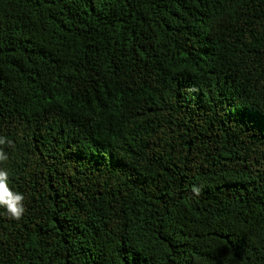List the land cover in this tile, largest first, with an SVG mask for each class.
Returning <instances> with one entry per match:
<instances>
[{
	"label": "trees",
	"instance_id": "obj_1",
	"mask_svg": "<svg viewBox=\"0 0 264 264\" xmlns=\"http://www.w3.org/2000/svg\"><path fill=\"white\" fill-rule=\"evenodd\" d=\"M0 135V264H264V0H0Z\"/></svg>",
	"mask_w": 264,
	"mask_h": 264
},
{
	"label": "clouds",
	"instance_id": "obj_2",
	"mask_svg": "<svg viewBox=\"0 0 264 264\" xmlns=\"http://www.w3.org/2000/svg\"><path fill=\"white\" fill-rule=\"evenodd\" d=\"M5 148H15V143L7 136L0 135V164L8 161L9 157ZM192 193L194 196L201 194L199 187L193 186ZM25 196L23 193L13 191L9 187V172L0 167V208L6 209L8 216L15 220H20L25 212Z\"/></svg>",
	"mask_w": 264,
	"mask_h": 264
}]
</instances>
